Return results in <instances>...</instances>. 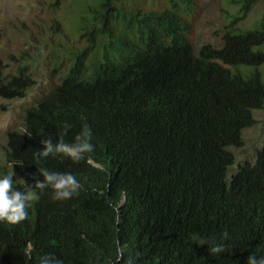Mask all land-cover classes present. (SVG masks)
<instances>
[{"label":"trees","instance_id":"obj_1","mask_svg":"<svg viewBox=\"0 0 264 264\" xmlns=\"http://www.w3.org/2000/svg\"><path fill=\"white\" fill-rule=\"evenodd\" d=\"M142 2L79 0L74 60L25 111L23 130L7 133L0 174L14 172L24 190L43 167L72 172L83 187L64 201L37 190L27 219L0 223V264H38L46 253L110 264L118 244L126 245L119 264H245L249 253L264 254V146L228 176L229 147L243 145L264 107V14L254 28L238 26L258 0H231L238 14L224 45L198 53L188 17L199 15V0L155 10ZM35 83L26 69L5 75L0 58L1 98L24 97ZM65 121L66 142L91 126L94 151L79 162L37 161L40 140H59ZM224 233L228 250L218 256L193 239L219 242Z\"/></svg>","mask_w":264,"mask_h":264},{"label":"rangeland","instance_id":"obj_2","mask_svg":"<svg viewBox=\"0 0 264 264\" xmlns=\"http://www.w3.org/2000/svg\"><path fill=\"white\" fill-rule=\"evenodd\" d=\"M79 0H0V58L5 64V75L25 68L35 80L24 97L0 98V158L4 161L7 133L23 130L25 111L35 106L65 76L79 45ZM56 3L55 5H51ZM200 13L188 19L195 25L192 34L196 53L204 45L221 48L224 45L225 26L238 14L231 0H199ZM165 0H143L140 7L164 9ZM264 14V0H258L249 15L238 22L240 28H254ZM83 43L81 44V46ZM248 71L249 68H243ZM264 69V66L260 67ZM254 123L243 131V145L229 147L235 156V165L228 169L231 178L245 162L254 163L264 146V107L254 111Z\"/></svg>","mask_w":264,"mask_h":264},{"label":"clouds","instance_id":"obj_3","mask_svg":"<svg viewBox=\"0 0 264 264\" xmlns=\"http://www.w3.org/2000/svg\"><path fill=\"white\" fill-rule=\"evenodd\" d=\"M72 127L71 123L65 121L60 131L59 140L55 142L52 137L44 136L40 140L43 147L36 149L33 152V157L37 161L50 156L67 158L73 162L86 159L87 154L93 152L95 147L92 142L91 126L84 123L73 139L66 142L64 136L68 134ZM37 174V177L31 183H25L24 190L14 186V172L0 174V223L17 224L27 219L28 209L31 207V202L36 199L37 190L43 193L45 190L50 189L53 201H64L79 195L83 187L81 181L72 172L52 171L42 167L37 169ZM40 176L43 178L40 179ZM227 235V233H224L219 242L202 236H194L193 239L197 245L206 244L208 246L206 250L209 254L218 256L228 250V246L223 242ZM125 248L126 245L118 244L110 264H119L124 259ZM38 264H65V262L54 253H46L39 258ZM245 264H264V254L249 253Z\"/></svg>","mask_w":264,"mask_h":264}]
</instances>
